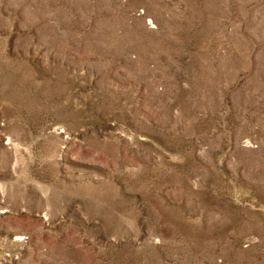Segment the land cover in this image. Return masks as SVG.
<instances>
[{
	"label": "rangeland",
	"instance_id": "1",
	"mask_svg": "<svg viewBox=\"0 0 264 264\" xmlns=\"http://www.w3.org/2000/svg\"><path fill=\"white\" fill-rule=\"evenodd\" d=\"M0 264H264V0H0Z\"/></svg>",
	"mask_w": 264,
	"mask_h": 264
}]
</instances>
